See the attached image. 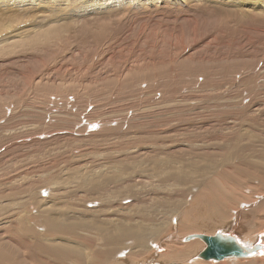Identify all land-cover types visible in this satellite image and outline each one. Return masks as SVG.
<instances>
[{"label": "rangeland", "instance_id": "obj_1", "mask_svg": "<svg viewBox=\"0 0 264 264\" xmlns=\"http://www.w3.org/2000/svg\"><path fill=\"white\" fill-rule=\"evenodd\" d=\"M82 1L63 5L70 18L58 20L59 39L17 51L1 47L52 21L0 12V23L20 22L0 33V217L15 211L42 221L56 211L70 221L66 232L85 264H95L91 249L103 248L97 234H116L127 222L188 233L181 213L224 175L225 159L241 156L264 170V12L199 0L194 11L155 17L145 10L103 32L90 19L138 0H109L111 7L78 23L74 15L92 3ZM241 188L253 201L241 203L250 207L240 209L239 233L246 214L264 208V179ZM126 197L134 200L124 204ZM251 218L262 229L264 211Z\"/></svg>", "mask_w": 264, "mask_h": 264}, {"label": "bare ground", "instance_id": "obj_2", "mask_svg": "<svg viewBox=\"0 0 264 264\" xmlns=\"http://www.w3.org/2000/svg\"><path fill=\"white\" fill-rule=\"evenodd\" d=\"M69 1L70 0H0V12H12L13 10L19 13H21V11H23L24 13L31 12V14L33 13V15L37 18L42 19L45 17L43 25L47 21H52V24L50 23L48 25L41 26L38 30L29 33V36H26L25 39L18 37L15 40L9 41V44L7 46L1 47V51H7L9 49L17 51V49L26 48L33 45H41L42 43H44V38L48 39L55 35L57 36V38H51L50 40L59 39L63 29L59 27L58 20L70 18L69 15H66L64 13V11H66V7L63 6L69 3ZM96 1L97 0H92V3H90L89 6L85 5V7H82V10L79 9L77 14L75 15L73 14L74 10H72V15L79 17L77 21L78 23L90 19L89 17L92 14L98 15L101 12L100 10H102L100 9V6L108 4L109 0H103L102 2H105L104 4H97ZM125 1L127 0H124V3ZM196 1L199 0H160V2H157L156 4L155 1L151 0L149 6L147 3H145V0H138V4L135 7H132L134 6V3L132 1H129V9H121V12L119 14L106 13L103 14V16H95L96 18L94 20L90 19V21L97 23L98 28L103 32H106L105 30H107L109 26L113 25V23H116L120 20L134 21L135 18L137 21L138 17L143 18L145 15L143 16L142 14H145V12L150 10V14L154 12L153 14H155V17H158L161 14V16L174 15V11L177 10L178 12L187 10L194 11L198 6V3H195ZM201 1H204L206 3L209 2L207 4L210 5H220V7L226 4H222L224 1L222 2L220 0ZM82 2L86 1L83 0ZM114 2L117 3V0H115ZM37 3H39V6ZM228 3H231V5L234 4V6L237 7L244 6L243 8L249 11H257L258 9H260L258 10L259 12H264V0H227V4ZM108 5L110 6V4ZM67 10L69 9L67 8ZM23 12L21 14H23ZM47 12H49V14L52 13L53 17H49L46 14ZM249 13L252 14V12ZM250 17L252 18V16ZM118 18L120 19L117 20ZM149 18H153V16ZM254 18L255 17H253V19ZM169 20L170 19L168 18V22ZM174 20H172L171 18V21L176 25V22H174ZM259 20L256 21L255 19L256 22H260ZM165 23L164 26L166 27ZM263 23L264 19L262 20L261 24ZM16 24H20L18 18H8L6 22L0 23V33L5 30H9V33L12 32ZM123 72L128 75H132V68L126 67ZM36 84H41V80L39 79ZM156 144H154V147L156 146ZM146 145H148L149 149V144ZM148 149L140 147L139 150L143 152L147 151ZM227 159L230 158H228L227 156ZM230 160L228 161L225 159V161L228 163V167H226L224 175L216 176L208 185V187L201 193H199L195 197V199L192 200L193 202L190 204L191 206L188 207L185 212L181 213L183 214V219L181 223H179L180 230L184 232L187 231L188 233H184V235L182 233L175 235V233H168V230L171 228L167 229L168 232H165L159 231L155 227H133L127 222L126 224L128 226H122L121 228H118L116 234H114V231L108 232V234H104L103 237L99 236L100 232L97 234L99 243L96 244L103 245V248L107 247L109 248V250L105 251L102 247L92 248L91 250L92 255H94V263L264 264V221H260L259 226L262 229H258L257 231H255L256 226L254 225V220L251 218V215H253L254 217L256 213H261L264 211L263 205L260 204L259 207L255 211H253L250 216L246 214L244 221L245 224L249 225L250 227H247V225H245V227L241 228L240 225L239 229H241L242 233H239L236 229H234V227L239 226L238 217L241 213L240 209H247L248 207H250L249 205H243L241 207V203H248L253 201V197L248 196V194L246 195L242 190V181L246 179L249 180L256 176L260 177V179L263 180L264 170L261 168H254L252 166H249L245 159H242L241 156L238 157L237 163H230ZM253 184H257V182H254ZM133 200L130 197H126L123 201L124 204L126 203L128 205ZM28 201L26 202V204H29ZM94 201H92V203L94 202V204H99V201ZM40 212H44L43 209L42 211L40 210ZM49 213H51V215L46 217L45 219H42V221L41 218H37L38 214H30L25 218L22 212L18 215V213H16L15 211L10 213L9 215L0 217V264H85V259L83 258V256H81L80 251L75 250V248L73 247L72 237L74 235L72 233L66 232V224L70 221L59 218L56 215V211H50ZM176 222L177 221L175 220L174 223L177 225L178 223ZM174 223L173 225H175ZM212 224H215V228L217 230H212ZM180 230H177L175 232H180ZM172 232L174 231L172 230ZM197 233H199V235L206 236H215L217 234H221L223 236H233L243 247H257L258 249L256 250V254L243 258L228 257L223 259L222 261H206L200 258V254L204 251L206 244L201 238L197 237ZM190 234L195 235L189 236L192 239L188 241V237L186 236ZM100 235L102 234L100 233ZM32 239L34 241H32ZM148 243H150V245ZM169 248L171 250H169ZM118 254L119 257L126 259L113 262L111 260V257ZM142 255H149V257L144 260H138ZM163 260L164 262H162Z\"/></svg>", "mask_w": 264, "mask_h": 264}, {"label": "water", "instance_id": "obj_3", "mask_svg": "<svg viewBox=\"0 0 264 264\" xmlns=\"http://www.w3.org/2000/svg\"><path fill=\"white\" fill-rule=\"evenodd\" d=\"M205 244L206 248L200 254V258L206 261L215 260L222 261L228 257H247L256 254L257 247H243L235 237L223 236L217 234L215 236L198 235ZM192 239L188 237L189 241Z\"/></svg>", "mask_w": 264, "mask_h": 264}]
</instances>
